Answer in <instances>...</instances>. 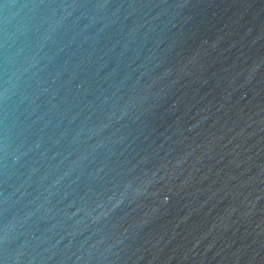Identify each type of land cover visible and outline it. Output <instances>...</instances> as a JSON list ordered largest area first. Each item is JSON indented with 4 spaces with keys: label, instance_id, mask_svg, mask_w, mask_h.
I'll return each mask as SVG.
<instances>
[{
    "label": "water",
    "instance_id": "water-1",
    "mask_svg": "<svg viewBox=\"0 0 264 264\" xmlns=\"http://www.w3.org/2000/svg\"><path fill=\"white\" fill-rule=\"evenodd\" d=\"M0 264H264V0H0Z\"/></svg>",
    "mask_w": 264,
    "mask_h": 264
}]
</instances>
